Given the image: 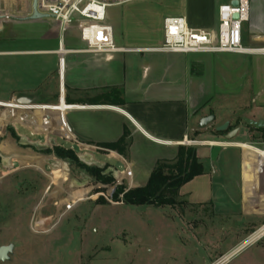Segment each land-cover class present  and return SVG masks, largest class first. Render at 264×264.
Here are the masks:
<instances>
[{
  "label": "crops",
  "instance_id": "0c3cea01",
  "mask_svg": "<svg viewBox=\"0 0 264 264\" xmlns=\"http://www.w3.org/2000/svg\"><path fill=\"white\" fill-rule=\"evenodd\" d=\"M232 2L137 0L116 6L109 19L117 46L125 50L102 55L82 51L85 44L71 30L64 39L67 52L59 55L57 22L10 20L23 11L0 1V100L25 91L35 94V105L57 109L39 110L35 131L45 132L40 122L49 118L52 141L76 150L84 163L126 179L131 187L145 185L157 163L173 161L180 146H199L204 173L186 183L180 195L202 220L193 226L196 234L205 235L204 244L215 247L225 241L200 264L237 246L240 251L230 264H264V126L246 121L264 119V54H184L156 48L163 44L167 16H185L192 28L216 31L220 6ZM250 3L243 41L262 47L264 0ZM27 57H35L33 78L21 66V58ZM17 62L22 79L32 80L13 81ZM210 115L213 122L201 128ZM225 122L228 130L217 131ZM236 128L237 135L228 139ZM241 133L245 139H237ZM117 142L120 149L107 147ZM170 152L173 156H166Z\"/></svg>",
  "mask_w": 264,
  "mask_h": 264
},
{
  "label": "rangeland",
  "instance_id": "374dc122",
  "mask_svg": "<svg viewBox=\"0 0 264 264\" xmlns=\"http://www.w3.org/2000/svg\"><path fill=\"white\" fill-rule=\"evenodd\" d=\"M0 1L21 12H28L31 3ZM27 58H21L22 65L13 63V81L32 80L22 79L19 65L25 75L35 76V57ZM34 95L13 92L10 100H0V246H15L10 260L0 264H200L224 245L204 244L205 235L196 234L193 226L202 220L184 197L174 206L126 204L114 197L118 186L134 188L126 179L113 175L114 182L104 183L53 153L36 150L33 146L61 145L47 132L49 118L40 120L45 132L35 131L39 110L56 107L35 105ZM22 96L34 103L17 104ZM245 138L243 133L237 137ZM104 174L111 173L105 168Z\"/></svg>",
  "mask_w": 264,
  "mask_h": 264
},
{
  "label": "built area",
  "instance_id": "2783aa9c",
  "mask_svg": "<svg viewBox=\"0 0 264 264\" xmlns=\"http://www.w3.org/2000/svg\"><path fill=\"white\" fill-rule=\"evenodd\" d=\"M137 0H31L27 17L36 11L49 16L60 26L61 40L57 53L67 52L64 39L72 30L85 44L82 51L93 54H113L125 50L116 44L114 27L109 19V10ZM237 6L223 4L219 8L220 22L216 31L192 28L185 16H167L163 22V44L158 51L170 53H259L264 46L248 47L243 41V27L250 20V0H238ZM36 4V7H35ZM237 15V17H235ZM12 16H9V19ZM61 66L65 58L60 57ZM187 142V141H186ZM193 144L194 141H188ZM264 154V149L262 150ZM240 247L221 254L210 264H230Z\"/></svg>",
  "mask_w": 264,
  "mask_h": 264
},
{
  "label": "trees",
  "instance_id": "16d2710c",
  "mask_svg": "<svg viewBox=\"0 0 264 264\" xmlns=\"http://www.w3.org/2000/svg\"><path fill=\"white\" fill-rule=\"evenodd\" d=\"M107 145L111 149H120V142ZM33 147L42 153H53L58 158L69 161L101 182L111 183L115 180L112 173L104 174L105 168L88 166L82 162L77 152L72 148L63 146H55L53 149L50 147ZM197 150L195 146H180L172 162H158L145 185L130 189L123 185L118 186L114 194L115 199L136 206L165 207L176 205L177 198L181 197V188L196 176L204 173V166L200 162Z\"/></svg>",
  "mask_w": 264,
  "mask_h": 264
},
{
  "label": "water",
  "instance_id": "95a60500",
  "mask_svg": "<svg viewBox=\"0 0 264 264\" xmlns=\"http://www.w3.org/2000/svg\"><path fill=\"white\" fill-rule=\"evenodd\" d=\"M238 3H239L238 0H233L232 5L237 6ZM35 7H36V4H35ZM235 17H237V15ZM43 19H49V16H47L45 14L38 13L36 11V9L34 11V14H32L31 16H27V17L12 16V17H10V20L19 21V22L38 21V20H43ZM16 102H17V104H20V105H32L34 103V100L32 98L22 96V97H19L18 99H16ZM213 120H214L213 115H210V116L203 118L201 123H200V127L206 128L209 123L213 122ZM246 121L255 127H263L264 126V119L253 120V119L246 118ZM229 125H230L229 122H225L224 124L217 126L216 130L219 132H224V131L228 130ZM239 130H240V128H236V129L230 131L227 135V138L233 139L237 135ZM79 158H80V156H79ZM14 248H15V246L13 244L0 246V261L5 262L7 260H10L11 254H13V252H14Z\"/></svg>",
  "mask_w": 264,
  "mask_h": 264
},
{
  "label": "bare ground",
  "instance_id": "6f19581e",
  "mask_svg": "<svg viewBox=\"0 0 264 264\" xmlns=\"http://www.w3.org/2000/svg\"><path fill=\"white\" fill-rule=\"evenodd\" d=\"M189 140V139H188ZM188 142V141H187ZM211 144H215L214 142H212Z\"/></svg>",
  "mask_w": 264,
  "mask_h": 264
}]
</instances>
